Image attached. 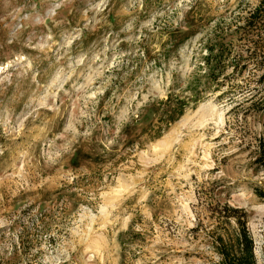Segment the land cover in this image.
<instances>
[{
  "label": "rangeland",
  "instance_id": "rangeland-1",
  "mask_svg": "<svg viewBox=\"0 0 264 264\" xmlns=\"http://www.w3.org/2000/svg\"><path fill=\"white\" fill-rule=\"evenodd\" d=\"M258 1L0 0V264H217L225 205L264 264V114L187 88L199 41ZM189 17L197 30L156 65ZM170 93L178 119L135 123Z\"/></svg>",
  "mask_w": 264,
  "mask_h": 264
},
{
  "label": "trees",
  "instance_id": "trees-1",
  "mask_svg": "<svg viewBox=\"0 0 264 264\" xmlns=\"http://www.w3.org/2000/svg\"><path fill=\"white\" fill-rule=\"evenodd\" d=\"M187 23L190 30L182 31L177 28L169 31L166 49L155 57L156 65H160V59H166L178 46L189 40L192 30H197L193 19L189 17ZM219 28L223 30L221 34L209 35L199 41L200 50L205 53L199 57L201 62L195 65L194 71L188 77L192 79L187 80V88L192 91L194 103L204 96L208 89L206 84H209L216 86V90L221 91L220 96L233 101L241 111L264 114V0H259L246 15L235 16L229 23H224V27ZM140 49L145 58H151L145 46H140ZM244 75V80L249 81L248 85H236L234 82ZM251 83L254 84L253 87ZM225 86L230 88L224 90ZM162 103L161 108L147 103L135 123L141 121L149 112H161L162 121L168 124L178 119L186 108L184 101L173 102L171 93ZM130 131L128 127L123 129L126 135ZM160 132L159 129L152 136H157ZM255 162L264 166V138L259 140ZM254 191L259 198H264L263 188H255ZM217 210L221 216L235 221L231 233L222 229L215 231L212 246L220 257L217 264H257L247 214L239 208L226 205Z\"/></svg>",
  "mask_w": 264,
  "mask_h": 264
}]
</instances>
